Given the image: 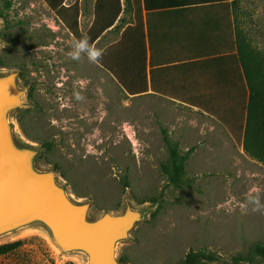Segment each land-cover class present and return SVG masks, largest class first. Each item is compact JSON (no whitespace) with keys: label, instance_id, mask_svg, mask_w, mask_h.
<instances>
[{"label":"rangeland","instance_id":"1","mask_svg":"<svg viewBox=\"0 0 264 264\" xmlns=\"http://www.w3.org/2000/svg\"><path fill=\"white\" fill-rule=\"evenodd\" d=\"M70 29L79 34L76 27ZM93 30L91 38L96 34ZM15 33L20 39L33 38L25 49H33L37 55L43 52V73L56 71L59 65L64 67L60 72L65 80L68 69L64 65L71 67L75 61L68 55L74 40L58 18H51L35 1L0 0V77L16 68L23 70L17 79L18 88L24 91L21 106L7 117L12 140L18 148L35 152L34 169L52 172L73 203L89 205V220L106 213L120 215L127 208L140 212L141 219L116 243L117 259L123 257L129 264H181L193 251L213 258L195 264H264V257L253 252L256 244H264V171L244 164L240 175L235 146H227L221 160H206L210 155L195 136L201 118L193 116L195 137L185 145L173 129L179 125L174 117L163 126L171 130L167 136L186 160L179 184L170 183L162 169L169 159L164 129L154 134L150 116L147 143L138 130V120L143 121L142 99L139 104L114 79L110 83L105 70L96 65L95 93L81 90L74 109L54 105L53 94L37 90L40 84L32 87L34 103L28 101L26 69L15 66L13 60ZM106 41L102 37L97 48ZM79 62L78 73L83 76V53ZM61 97L68 103L65 92L61 91ZM149 108H153L152 102ZM125 130L133 136L128 138ZM257 202L261 211H254ZM16 241L20 245L1 255L0 264H88L86 252L61 250L49 228L39 221L0 235V245Z\"/></svg>","mask_w":264,"mask_h":264},{"label":"crops","instance_id":"2","mask_svg":"<svg viewBox=\"0 0 264 264\" xmlns=\"http://www.w3.org/2000/svg\"><path fill=\"white\" fill-rule=\"evenodd\" d=\"M33 1L73 40L71 27L78 35L94 29L95 48L108 39L95 65L143 101V142L150 116L154 134L178 117L173 129L181 144L198 136L206 160H221L226 147L235 146L240 175L244 164L264 171V157L244 148L264 146V0ZM194 115L201 118L195 136Z\"/></svg>","mask_w":264,"mask_h":264},{"label":"water","instance_id":"3","mask_svg":"<svg viewBox=\"0 0 264 264\" xmlns=\"http://www.w3.org/2000/svg\"><path fill=\"white\" fill-rule=\"evenodd\" d=\"M24 91L16 72L0 77V235L31 222L44 223L63 251L81 250L88 264H129L116 258V243L141 219L138 211L87 218L88 204L73 203L52 172L33 167L35 152L18 148L11 136L9 111L21 106Z\"/></svg>","mask_w":264,"mask_h":264},{"label":"flooded vegetation","instance_id":"4","mask_svg":"<svg viewBox=\"0 0 264 264\" xmlns=\"http://www.w3.org/2000/svg\"><path fill=\"white\" fill-rule=\"evenodd\" d=\"M84 35H88L90 37V44L94 46V40L91 39V35H89L88 32L84 33L83 35H74V40L81 38ZM12 39V46L15 50V55L13 57L14 64L17 67H23L25 68V89H26V95L29 98L28 101L33 102V95L32 90L33 86L40 84V89L37 90L41 93H51L53 94V100L54 105L57 107L64 106L71 109L75 108L76 103L78 100H81V90H84L86 93V90L89 93H95L96 90V65L95 63L89 61L87 53H83L85 57V65L83 69V76H81L78 73L80 62L79 60H75L73 64H71V67L68 64H65L64 66L68 69L67 79H64L63 73L60 72L61 69L59 65H57V70L53 71L51 70L48 73H43L41 71V66L43 64V52L41 55H37V52H33V49H25V46H28L29 43H32L33 38L29 36H25L23 38H19V35L15 33ZM69 43V41H67ZM68 46V45H67ZM95 47V46H94ZM24 48V50L22 49ZM40 59V60H39ZM42 60V61H41ZM59 62H62L61 60H58ZM86 63H88V69L86 67ZM78 65V68H77ZM31 70H28V69ZM36 68V69H35ZM86 70L88 72L86 73ZM16 72V80L21 78L23 72L22 69L16 68L14 70ZM64 71V69H63ZM108 79V78H107ZM21 80V79H20ZM18 81V80H17ZM82 81L84 82V86H81ZM108 81L111 83V81L108 79ZM40 82V83H37ZM61 91L66 93V99L68 103L62 102L61 97ZM68 95V96H67ZM79 97V98H78Z\"/></svg>","mask_w":264,"mask_h":264},{"label":"trees","instance_id":"5","mask_svg":"<svg viewBox=\"0 0 264 264\" xmlns=\"http://www.w3.org/2000/svg\"><path fill=\"white\" fill-rule=\"evenodd\" d=\"M162 137L169 152V159L165 164L162 165V169L164 173L168 176L169 182L177 185L179 184L185 171L186 156L184 154H181L177 145H175L169 140L165 129L162 130ZM255 147L256 146H254L252 150H250V147L247 145V143L244 146L246 152L250 153L251 155L260 156L261 158L264 157V146H257V148ZM19 245V241L1 244L0 256L14 251ZM253 252L264 257V244H256L253 247ZM207 257L213 259L211 258L212 256H206L203 253H195L193 251H190L186 254L181 264H195L198 260ZM119 260L121 262H125V259L123 257H120Z\"/></svg>","mask_w":264,"mask_h":264},{"label":"clouds","instance_id":"6","mask_svg":"<svg viewBox=\"0 0 264 264\" xmlns=\"http://www.w3.org/2000/svg\"><path fill=\"white\" fill-rule=\"evenodd\" d=\"M70 47L71 50L69 51L68 55L72 60H79L81 58L82 53H87L89 61L96 63L100 61V59L104 55L103 50L95 48L90 44V37L88 35H84L81 38L75 39ZM261 210V206L257 202L254 211Z\"/></svg>","mask_w":264,"mask_h":264},{"label":"built area","instance_id":"7","mask_svg":"<svg viewBox=\"0 0 264 264\" xmlns=\"http://www.w3.org/2000/svg\"><path fill=\"white\" fill-rule=\"evenodd\" d=\"M125 134H126V136H127L128 138H130V135L133 136V132H131L130 135H129V132H128L127 130H125Z\"/></svg>","mask_w":264,"mask_h":264}]
</instances>
